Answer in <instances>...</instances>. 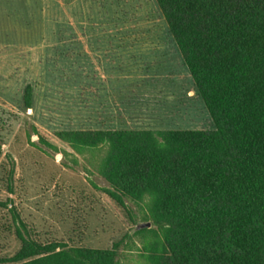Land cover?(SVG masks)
<instances>
[{
    "label": "trees",
    "instance_id": "trees-1",
    "mask_svg": "<svg viewBox=\"0 0 264 264\" xmlns=\"http://www.w3.org/2000/svg\"><path fill=\"white\" fill-rule=\"evenodd\" d=\"M153 1L209 125L57 136L102 154L104 194L141 214L135 235L162 233L144 248L148 264H264V0ZM23 105L32 108L29 86ZM25 234L0 264H118L124 244L98 250Z\"/></svg>",
    "mask_w": 264,
    "mask_h": 264
},
{
    "label": "rangeland",
    "instance_id": "rangeland-1",
    "mask_svg": "<svg viewBox=\"0 0 264 264\" xmlns=\"http://www.w3.org/2000/svg\"><path fill=\"white\" fill-rule=\"evenodd\" d=\"M88 33L148 34L155 49L167 37L153 0H0V259L19 250L17 231L40 244L98 250L124 240L118 264H148L144 248L162 238L135 235L141 214L104 194L98 150L76 151L57 136L100 129L97 113L83 105L99 68ZM28 86L31 109L23 105ZM172 109L165 118L176 128L208 125Z\"/></svg>",
    "mask_w": 264,
    "mask_h": 264
},
{
    "label": "crops",
    "instance_id": "crops-1",
    "mask_svg": "<svg viewBox=\"0 0 264 264\" xmlns=\"http://www.w3.org/2000/svg\"><path fill=\"white\" fill-rule=\"evenodd\" d=\"M85 35L88 36L85 39L91 40L88 45L93 57L90 58L99 68H95L96 74L87 80L94 90L83 99V105L89 104L91 111L97 113L100 129H182L170 122V116L165 118L172 108L187 109L209 123L168 33L165 39H160L166 43L158 44L162 49H155L154 44L147 42L148 34H130L125 38L117 33ZM75 45L83 50L84 44Z\"/></svg>",
    "mask_w": 264,
    "mask_h": 264
}]
</instances>
